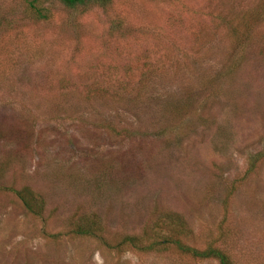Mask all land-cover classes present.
Instances as JSON below:
<instances>
[{
  "label": "rangeland",
  "instance_id": "obj_1",
  "mask_svg": "<svg viewBox=\"0 0 264 264\" xmlns=\"http://www.w3.org/2000/svg\"><path fill=\"white\" fill-rule=\"evenodd\" d=\"M44 1L0 0V264H219L116 248L166 212L264 264V0Z\"/></svg>",
  "mask_w": 264,
  "mask_h": 264
},
{
  "label": "trees",
  "instance_id": "obj_2",
  "mask_svg": "<svg viewBox=\"0 0 264 264\" xmlns=\"http://www.w3.org/2000/svg\"><path fill=\"white\" fill-rule=\"evenodd\" d=\"M65 6L69 9H75L80 6H86L89 4L104 7L109 0H62ZM28 12L34 17V19L43 21L49 20V11L45 5L44 0H25ZM145 90V89H144ZM256 165V161H252L251 166ZM18 198L21 200L24 208L35 216H42L47 207L46 199L37 193L32 188L25 186L15 191ZM174 223V225L162 232V225L164 220ZM95 217L88 219L83 217L76 223L72 229V232L76 235H91L100 239L102 235H95L97 227H95ZM161 224V225H159ZM169 229L173 236H167L165 232ZM188 225L183 216L176 212H166L163 219L156 226V231L152 238L145 237L144 235H129L122 239L118 243L117 247H133L139 251H156L163 247H173L177 249L180 255L189 257L196 260H208L215 259L219 264H235L229 254L215 244H209L205 248H197L186 242L188 238ZM147 238V242L144 239Z\"/></svg>",
  "mask_w": 264,
  "mask_h": 264
}]
</instances>
